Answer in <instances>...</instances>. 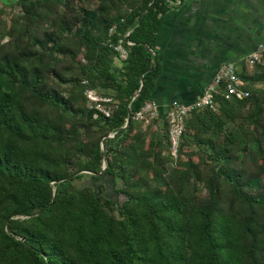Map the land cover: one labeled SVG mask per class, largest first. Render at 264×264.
Here are the masks:
<instances>
[{"label": "trees", "instance_id": "obj_1", "mask_svg": "<svg viewBox=\"0 0 264 264\" xmlns=\"http://www.w3.org/2000/svg\"><path fill=\"white\" fill-rule=\"evenodd\" d=\"M169 1L14 0L9 26L0 12V264H264V55L240 71L248 97L186 119L176 160L165 113L136 119ZM89 90L116 102L109 117Z\"/></svg>", "mask_w": 264, "mask_h": 264}, {"label": "crops", "instance_id": "obj_2", "mask_svg": "<svg viewBox=\"0 0 264 264\" xmlns=\"http://www.w3.org/2000/svg\"><path fill=\"white\" fill-rule=\"evenodd\" d=\"M167 4L154 52L158 75L152 98L161 111L198 99L224 64L242 69L246 57L264 39V0H170ZM120 65L116 61V67Z\"/></svg>", "mask_w": 264, "mask_h": 264}, {"label": "built area", "instance_id": "obj_3", "mask_svg": "<svg viewBox=\"0 0 264 264\" xmlns=\"http://www.w3.org/2000/svg\"><path fill=\"white\" fill-rule=\"evenodd\" d=\"M114 33V29H111L109 32L110 36L114 35ZM110 46L117 54L119 60L125 62L129 57L127 47L133 46V43L129 40H119L118 42L110 43ZM263 55L264 39L258 44L257 49L246 57L245 65L248 69L252 70L255 65L263 62ZM241 70L233 63L224 64L218 69L213 81L198 99L188 104L174 103L167 108L165 119L168 124L169 153L173 160H176L178 157V149L182 134L185 130V122L191 114L205 109L217 111L216 96L219 94L224 95L226 98H236L238 100L249 96V92L246 90L247 83L240 77ZM86 99L88 108L95 110L97 114L100 113L105 117L110 116V106L116 103L111 97L101 96L94 90L86 92ZM160 118L161 107L154 100L147 102L136 114L137 120L145 122Z\"/></svg>", "mask_w": 264, "mask_h": 264}, {"label": "rangeland", "instance_id": "obj_4", "mask_svg": "<svg viewBox=\"0 0 264 264\" xmlns=\"http://www.w3.org/2000/svg\"><path fill=\"white\" fill-rule=\"evenodd\" d=\"M14 2V0H0V12L2 10H4V14L2 15V18L6 21V23L8 24V26L11 23V19L13 18L14 15H20L22 13L21 11V7L19 5L14 4V6L12 5ZM90 6L93 8L95 5L94 4H90ZM7 39H5L3 42H6ZM161 121V120H160ZM112 136V135H111ZM114 137V135L112 136V138ZM251 148L253 150H255V146H251ZM109 196L114 197L112 194V191L108 192Z\"/></svg>", "mask_w": 264, "mask_h": 264}, {"label": "water", "instance_id": "obj_5", "mask_svg": "<svg viewBox=\"0 0 264 264\" xmlns=\"http://www.w3.org/2000/svg\"><path fill=\"white\" fill-rule=\"evenodd\" d=\"M110 137H112V136H110ZM102 155L104 156V153ZM104 168H105V165H104Z\"/></svg>", "mask_w": 264, "mask_h": 264}]
</instances>
